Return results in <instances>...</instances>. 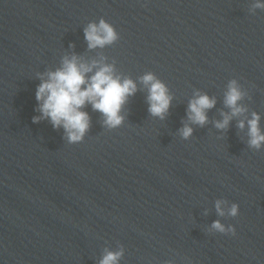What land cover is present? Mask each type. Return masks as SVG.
<instances>
[{
    "label": "clouds",
    "instance_id": "obj_1",
    "mask_svg": "<svg viewBox=\"0 0 264 264\" xmlns=\"http://www.w3.org/2000/svg\"><path fill=\"white\" fill-rule=\"evenodd\" d=\"M264 10V2L254 0L249 7V12L255 14L256 10ZM84 38L89 49L105 48L115 44L119 39V33L115 27L100 18L91 21L84 28ZM106 57L85 61L77 55H65L60 67L54 71L49 70L43 74L38 73L40 84L37 86L35 98L38 102L39 116L32 118L33 123L42 119L50 121L54 129L63 128L65 138L69 144L83 141L90 128L89 114L83 109L91 105L94 111L102 114L103 124L108 129L119 128L125 119L122 114L124 105L130 96L139 90L137 83L130 77L117 74L115 62L106 63ZM140 84L147 90L148 112L153 117L161 120L165 118L173 99L165 82L151 71L145 72L139 77ZM248 95L237 79L228 81L224 92V105L229 112H221L222 120L215 121L217 129L225 130L233 118L238 119L237 127L241 130L247 125V147L255 151L264 149V132L260 128V115L253 111L251 117L245 114L248 109L241 103ZM216 104L215 97L199 90L194 91L193 98L187 108V120L179 129V136L188 140L193 135V127H203L208 123L207 111ZM216 213L219 217H236L239 214V205L229 203L226 199L215 201ZM206 214V213H205ZM208 231L235 235L233 225H225L221 220H215ZM125 249L118 245L115 250L105 248L98 264H120ZM166 264H172L171 261Z\"/></svg>",
    "mask_w": 264,
    "mask_h": 264
}]
</instances>
